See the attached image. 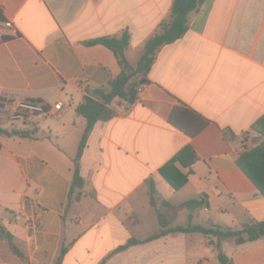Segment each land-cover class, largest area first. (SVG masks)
I'll return each mask as SVG.
<instances>
[{"label": "crops", "instance_id": "1", "mask_svg": "<svg viewBox=\"0 0 264 264\" xmlns=\"http://www.w3.org/2000/svg\"><path fill=\"white\" fill-rule=\"evenodd\" d=\"M172 1L0 0L14 25L0 37V93L49 110L25 126L0 112L1 129L30 130L0 133V264H53L63 248L60 264H221L217 242L231 264H264V236L237 243L171 231L149 239L159 224L148 203L151 181L175 206L206 197L193 226L236 230L264 219V196L236 162L253 143L241 135H254L264 114V0H204L189 12L187 31L158 50L136 98L115 97L113 116L94 124L78 160L80 195L70 194L86 124L76 106L121 70L110 49L86 42L127 31L125 55L136 64ZM196 118L205 122L197 132ZM177 154V167L190 172L174 190L159 169ZM130 239L137 242L121 249Z\"/></svg>", "mask_w": 264, "mask_h": 264}, {"label": "trees", "instance_id": "2", "mask_svg": "<svg viewBox=\"0 0 264 264\" xmlns=\"http://www.w3.org/2000/svg\"><path fill=\"white\" fill-rule=\"evenodd\" d=\"M204 0H173L171 4L170 17L168 20H162L154 32L145 40L143 51L136 64H131L125 52L129 46V33L125 31L121 36H100L88 40L87 44H101L110 49L115 55L119 65L120 73L110 79L105 85L97 89V98L86 96L83 102L76 106V112L85 118L86 124L78 145L77 154L73 160V173L71 179L70 194L77 190L76 197L80 195V190L83 186V179L79 172V157L85 145V140L97 121H104L111 118L114 110L111 108V102L115 97L132 102L137 96V85L148 82L147 73L153 64L158 50L165 44L174 42L180 38L187 31V21L189 12L196 9ZM0 10V20H3ZM9 37H2L3 40ZM197 129L196 132L204 125L205 122H200L196 118ZM251 130L261 135V140L256 142L253 138V143L250 147L245 149L237 155L236 162L240 169L247 175L252 183L264 196V114L260 116L251 125ZM185 130V129H183ZM0 133L6 135H19L29 136L30 130L11 129V131L0 128ZM190 147L187 146V149ZM193 152V151H192ZM180 161L179 155H175L164 166L159 169V172L166 180V182L177 190L187 182V174L190 172L181 171L176 162ZM149 185V201L151 206L156 212L159 229L153 233L149 239H154L159 236L165 235L168 232H185L197 231L205 235L215 236L217 239L235 237L237 243H242L246 240H254L264 236V219L261 221H248L240 229H230L221 227L210 222L206 226L191 225L192 212L207 206L206 197L200 196L199 198L190 199L182 204L175 206L162 199L156 192L155 187L151 181ZM189 210L188 223L186 226L171 227L172 222L175 220L181 208ZM3 232L0 230V234ZM11 250L23 258V254L12 242L11 237L7 235ZM135 239H130L126 244L120 248H125L133 243ZM217 258L221 264L231 262V260L223 253L219 243H216ZM61 250L59 256L55 259L53 264H60L61 257L64 252Z\"/></svg>", "mask_w": 264, "mask_h": 264}, {"label": "built area", "instance_id": "3", "mask_svg": "<svg viewBox=\"0 0 264 264\" xmlns=\"http://www.w3.org/2000/svg\"><path fill=\"white\" fill-rule=\"evenodd\" d=\"M14 30V25L10 20H0V37L7 35L8 31ZM62 103H55L53 108L60 109ZM0 112L7 116V119L13 122H20L23 126L31 123L37 116L43 115L49 112L48 108L41 102L29 100L23 97H19L10 93H0ZM255 138V141H260L261 135L255 133L250 135L249 132H245L241 135V140H251ZM204 264V263H198Z\"/></svg>", "mask_w": 264, "mask_h": 264}, {"label": "rangeland", "instance_id": "4", "mask_svg": "<svg viewBox=\"0 0 264 264\" xmlns=\"http://www.w3.org/2000/svg\"><path fill=\"white\" fill-rule=\"evenodd\" d=\"M250 147V146H249ZM148 203L150 204V202H149V200H148ZM149 206H151V204L149 205ZM152 207V206H151ZM150 209V208H149ZM152 209H153V207H152ZM150 210V211H152L151 213H152V217H153V221H152V226H153V228L154 229H157L158 228V220H157V215H156V212H155V210L153 209V210ZM183 208H181L180 209V211L182 210ZM187 209V208H186ZM188 210V209H187ZM187 216V211H185V212H181L177 217H176V220L174 221V223L173 224H184L185 222L186 223H188V216ZM202 217H205V215H202ZM150 226H151V224H150Z\"/></svg>", "mask_w": 264, "mask_h": 264}, {"label": "water", "instance_id": "5", "mask_svg": "<svg viewBox=\"0 0 264 264\" xmlns=\"http://www.w3.org/2000/svg\"><path fill=\"white\" fill-rule=\"evenodd\" d=\"M225 264H231V262H227V263H225Z\"/></svg>", "mask_w": 264, "mask_h": 264}]
</instances>
